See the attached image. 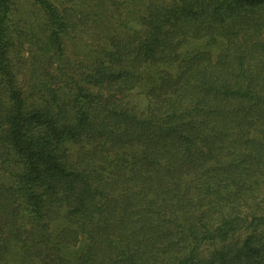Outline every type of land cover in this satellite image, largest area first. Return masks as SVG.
<instances>
[{
	"label": "trees",
	"instance_id": "1",
	"mask_svg": "<svg viewBox=\"0 0 264 264\" xmlns=\"http://www.w3.org/2000/svg\"><path fill=\"white\" fill-rule=\"evenodd\" d=\"M0 264H264V0H0Z\"/></svg>",
	"mask_w": 264,
	"mask_h": 264
}]
</instances>
